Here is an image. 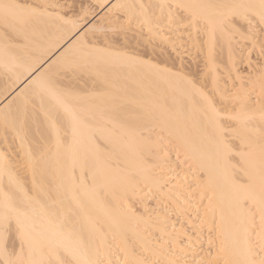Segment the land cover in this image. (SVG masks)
Masks as SVG:
<instances>
[{
	"label": "bare ground",
	"instance_id": "6f19581e",
	"mask_svg": "<svg viewBox=\"0 0 264 264\" xmlns=\"http://www.w3.org/2000/svg\"><path fill=\"white\" fill-rule=\"evenodd\" d=\"M91 1L110 12L98 26L66 19L49 0L38 7L0 0L22 9L7 23L0 13V191L17 199L27 193L30 219L57 243L82 241L96 264H197L200 245L205 264H234L246 243L259 251V183L244 186L239 168L223 164L204 112L209 100L217 108L222 102L225 117L245 118L230 122L233 128L259 137L264 69L249 88L237 81L232 93L219 71L244 80L239 44L252 42L260 25L236 18L223 27L220 16L228 10L204 7L259 0ZM178 3L201 7L178 10ZM134 30L146 46L161 42L173 52L186 39L210 93L194 85L191 69L152 52L139 56L137 41L130 45ZM150 198L162 209L151 210Z\"/></svg>",
	"mask_w": 264,
	"mask_h": 264
},
{
	"label": "snow or ice",
	"instance_id": "6c2138e0",
	"mask_svg": "<svg viewBox=\"0 0 264 264\" xmlns=\"http://www.w3.org/2000/svg\"><path fill=\"white\" fill-rule=\"evenodd\" d=\"M114 7L121 9L137 6L116 4ZM191 7L201 6L176 4L178 10H187ZM204 7L228 10L220 16L223 27H227L236 18L245 20L250 26L253 21L260 25L259 44L261 55L264 56V0H259L258 3ZM20 10H22L20 5L0 4V13L5 23L13 11ZM251 36L255 46L256 32L252 31ZM68 67L72 68L73 65L69 64ZM204 112L211 125L208 131L218 157L227 168H239L246 177L244 186L252 188L258 181L259 199L264 209V126L260 129L259 137L245 136L230 123L235 121L237 125L243 124L245 118L242 114L225 117L223 111L210 100ZM229 132L234 135L230 137ZM232 139H239L240 143H231ZM234 160L235 163H233ZM31 199L27 193L23 199H17L8 191H0V264H96L86 258L85 251L81 247L82 241L57 243L34 220H31L27 208L28 201ZM240 255L241 258L234 261V264H264V244L260 245L259 251H255L254 245L246 243ZM177 264L180 262L178 261Z\"/></svg>",
	"mask_w": 264,
	"mask_h": 264
},
{
	"label": "rangeland",
	"instance_id": "374dc122",
	"mask_svg": "<svg viewBox=\"0 0 264 264\" xmlns=\"http://www.w3.org/2000/svg\"><path fill=\"white\" fill-rule=\"evenodd\" d=\"M21 5H24V4H26L28 7H31L33 4L36 6V4H37V6L36 7H38L41 3H42V0H17ZM41 1V3H39ZM44 1H46V0H44ZM44 1H43V3H44ZM48 1V0H47ZM52 4L51 5H53V4H55V6H54V9L55 10H57V8H59V10H57V11H60L61 13H62V15L67 19H73V20H75V19H77L76 21H80V24H85V23H89V25L90 24H94V25H96V26H98V25H100L101 23H103L102 21H103V19L105 20L106 18L108 19V16L106 17V18H104L105 16H106V13L107 12H105V11H107V9L108 8H103V7H100L98 4H96V3H94V2H92L91 0H49ZM56 2V3H54V2ZM49 2V3H50ZM38 3H39V5H38ZM42 3V4H43ZM28 4H30V5H28ZM25 5V6H26ZM32 6V7H35V6ZM59 5H61V7H59ZM50 7H52V6H50ZM62 7H63V9H64V11H62L63 9H62ZM87 7V8H86ZM98 7H99V9H98ZM53 8V7H52ZM101 8V9H100ZM79 9H82L81 11L79 10ZM86 9V10H85ZM85 10V11H84ZM88 10V11H87ZM56 11V12H57ZM83 11H84V13L86 14V15H84V13H83ZM65 12V13H64ZM82 12V13H81ZM105 13V14H104ZM82 14V15H81ZM92 14V15H91ZM91 15V16H90ZM107 15H109L110 16V12H108L107 13ZM112 15V14H111ZM82 16H85L84 17V19H83V17ZM90 16V17H89ZM82 17V18H81ZM93 17V18H92ZM87 18V19H86ZM90 18H92V19H90ZM85 19H86V22L84 23V21H85ZM106 21V20H105ZM79 23V22H78ZM132 26V25H131ZM130 26V27H131ZM179 25H177V26H175V27H178ZM260 28V26H257V30H259V28ZM131 28H134L133 26L131 27ZM130 28V29H131ZM135 29V28H134ZM125 31H129V29H126ZM124 31V32H125ZM131 31V30H130ZM130 31H129V33H130ZM136 30H134L133 32H131V35H129V36H132L131 37V39L132 40H130V42H131V44L130 45H132L133 43H135L136 41L138 42H136V45H135V50L137 51H139L140 50V52H138V54H139V56L141 55V51H142V54L144 55H142L141 57H143V58H145L146 59V57H147V55H151V53L150 52H152V57H161L162 58V56L164 57V59H165V57H166V59H168V61H170L171 63L172 62H176L175 64L173 63L172 65H174V66H178V67H183V66H185V68H188V69H191L192 71H193V76H190L191 77V79L192 80H195L194 81V85H197V87H200L201 89H202V87H205V91H207V89L209 88V93H210V88H211V86H209V80L207 79H201V78H204L203 77V75L204 74H201L202 73V70H203V66H202V63H201V60H200V58H198L199 56H197L196 57V55H195V53L193 52V51H195V50H193L192 48H191V46L188 44V41L185 39V37H183L184 39H185V41L183 42V40L181 41L180 40V42H181V45L178 47H176V48H178L177 50L178 51H174L173 52V50L171 49V48H169L170 46L169 45H167L166 46V44H162L161 42H159V43H156V41L153 43L152 42V44H150L151 45V47L152 46H154V49L153 50H156V48H157V52H158V54H157V52L156 51H154L153 52V50L151 49H149V48H151V47H148V44H147V46L145 45V42L143 43V41H144V38H143V36L141 37V36H139L140 34L137 32H135ZM118 34V33H117ZM137 34H138V38H137ZM143 34V33H142ZM90 35V34H89ZM88 35V37H90ZM119 35V34H118ZM126 35H128V32H127V34ZM135 35H136V37H135ZM182 35V34H181ZM116 36V35H115ZM133 36H134V38H133ZM256 36H257V44L255 45V46H253L252 47V45H251V41H249V40H245L244 41V43H240L239 44V47L240 48H238L239 50H240V54H238V55H240V57L238 58V60H239V63L237 64V69H238V71H239V73L241 74L240 76L242 77L241 79H244V80H238V78H236L234 75H231L230 73H228V72H224V70L223 71H219V75L221 76L220 78H223L222 80H220L221 81V84H222V82H223V84L224 85H222L223 87H225V90H227L228 92L230 91V93H232V91L236 88L237 90H238V88H239V86H241V85H239V86H237L238 85V83H237V81L239 82V84H240V82H242V83H244V84H242L243 85V87L245 86V88L250 84V82L251 83H253V81L255 82V79H256V81H257V78H259V76H261V75H263V69H264V56H262L261 55V51H260V44H259V33H256ZM114 37V36H113ZM117 37L118 36H116V39H115V37L113 38L115 41L117 40ZM119 37H120V35H119ZM118 37V41H120V39L122 40L121 42H124V40L122 39V38H119ZM170 38L172 37V35H170L169 36ZM139 39V40H134V39ZM141 38L143 39V41L141 40ZM130 39V38H129ZM135 41V42H134ZM141 41V42H140ZM139 43H140V45H139ZM183 43V44H182ZM119 44H120V42H119ZM143 44V45H142ZM153 44H155V45H153ZM162 44V45H161ZM185 44H186V46H185ZM188 44V45H187ZM134 45H132V46H134ZM138 45V47L137 48H139V49H137L136 48V46ZM149 45V46H150ZM156 45H158L159 47H161V48H158ZM183 46V47H182ZM188 46V47H187ZM181 47V48H180ZM191 49H190V48ZM134 48V47H133ZM163 48V49H162ZM180 48V49H179ZM132 49V48H131ZM149 49V50H148ZM238 49H237V53H238ZM160 50H162V51H160ZM167 50V51H166ZM131 51V50H130ZM146 51H147V53H146ZM144 52V53H143ZM163 52V53H162ZM168 52V53H167ZM178 52V53H177ZM156 53V54H155ZM161 53V54H160ZM178 55H177V54ZM194 53V54H193ZM145 54H147L146 55V57H145ZM165 54V55H164ZM154 55V56H153ZM155 55H158V56H155ZM169 55V56H168ZM180 55V56H179ZM182 56V57H181ZM148 58V57H147ZM170 59V60H169ZM181 61V62H180ZM181 65V66H180ZM176 66V67H177ZM197 70V71H196ZM195 71V72H194ZM201 71V72H200ZM221 72V73H220ZM225 73V74H224ZM226 74H228V75H226ZM231 76V77H230ZM233 76V77H232ZM193 77V78H192ZM203 80V81H202ZM206 80V81H205ZM224 80V81H223ZM244 81V82H243ZM196 82H197V84H196ZM202 82V83H201ZM202 84V85H201ZM207 87V88H206ZM248 88H249V86H248ZM258 87H257V85H256V89L254 90V89H250L251 90V102L252 103H255L256 102V98H257V96H258V89H257ZM229 89V90H228ZM235 89V90H236ZM252 90H253V93H252ZM254 91H256V92H254ZM208 93V92H207ZM229 93V94H230ZM211 96V95H210ZM213 97V99H214V103H216L217 102V104H218V101H219V103H220V100H218V99H216L217 97L216 96H214V95H212ZM258 100V99H257ZM255 101V102H254ZM216 104V105H217ZM225 106V104H222V102L220 103V104H218L217 106L221 109V110H224L223 112L227 115V113H229V112H227L226 110H225V108L226 107H223L224 109H222V106ZM218 108V109H219ZM227 112V113H226ZM224 114V115H225ZM170 153H172L171 151H170ZM19 164V163H18ZM15 167H16V169L18 170V171H20V165H17V163H15ZM152 199L150 198L149 200H147V203H149V205L148 206H150L151 207V210H154V211H157L156 210V208L158 207L159 208V206L160 205H158V206H156V204H155V202H153V200H152V202H150ZM133 205V207H134V210L135 209H138L139 207H140V204H139V202H137V201H135V202H133L132 203ZM155 205V206H152V205ZM162 206V205H161ZM160 206V207H161ZM152 207L154 208V209H152ZM157 208V209H158ZM160 209V208H159ZM158 209V210H159ZM161 209H162V207H161ZM162 211V210H161ZM164 211V210H163ZM174 216V215H173ZM172 217V216H171ZM176 222V221H175ZM178 222L179 221H177L176 222V224H178ZM155 238V237H154ZM156 238H157V236H156ZM202 247V251H201V249H199V248H201ZM197 249L198 250H200V252H198V250H196V247H195V251H197V252H195L196 253V256H200V255H202V256H200L199 257V259H201L202 257L204 258V254L203 253H205L204 251H203V249H205L204 248V246L203 245H200V246H198L197 247ZM172 251V250H171ZM202 252V253H201ZM195 253L194 254H192V256L193 255H195ZM198 253V254H197ZM177 254H179L180 255V253L178 252ZM188 254V253H187ZM188 255H191V254H188ZM196 256H193V258L194 257H196ZM198 258V257H197ZM202 258V259H203ZM201 259V261H200V263H198L197 262V264H205V258L202 260ZM197 261H198V259H196ZM156 261V260H155ZM155 261H154V263H155ZM160 262V261H159ZM204 262V263H203ZM157 263H158V261H157ZM196 263V262H195ZM160 264H162L161 262H160Z\"/></svg>",
	"mask_w": 264,
	"mask_h": 264
}]
</instances>
